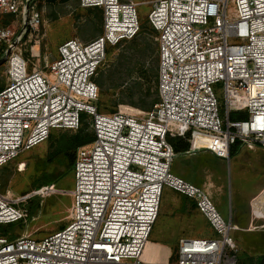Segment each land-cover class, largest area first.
Masks as SVG:
<instances>
[{
    "label": "built area",
    "instance_id": "built-area-1",
    "mask_svg": "<svg viewBox=\"0 0 264 264\" xmlns=\"http://www.w3.org/2000/svg\"><path fill=\"white\" fill-rule=\"evenodd\" d=\"M32 0H0V11L24 16L18 30L0 26L12 46L8 81L0 84V167L46 141L53 129H78L89 114L94 140L77 150L67 225L43 238L0 231V264H144L164 187L193 199L217 237H182L174 264H237L236 242L212 196L172 173L179 153L169 137L223 159L237 148L264 149V0H154L148 19L157 31L159 100L151 110L101 112L96 81L108 45L137 36L134 0H81L103 10V32L59 46L46 69H29L18 47L39 25ZM224 87L225 117L215 84ZM243 111L246 117L232 118ZM208 141L196 146V141ZM35 191L29 198L37 195ZM35 194V195H34ZM22 207L0 194V227L26 220Z\"/></svg>",
    "mask_w": 264,
    "mask_h": 264
},
{
    "label": "rangeland",
    "instance_id": "rangeland-1",
    "mask_svg": "<svg viewBox=\"0 0 264 264\" xmlns=\"http://www.w3.org/2000/svg\"><path fill=\"white\" fill-rule=\"evenodd\" d=\"M142 23L140 33L128 40L108 45L106 59L100 66L96 81L100 97L95 101L99 111L112 113L125 110L132 113L150 110L158 100L153 82L152 68H157V31L151 26L148 14L154 0H134ZM40 13L38 26L26 28L20 36L18 47L29 61V69H46L59 56V46L68 39L78 37L89 41L103 32V10L84 7L81 0H32ZM23 15L0 11V26L18 30ZM7 46L0 45V59ZM8 60L0 65V84L8 81ZM225 117L223 83L215 84ZM89 114L84 120L92 131ZM67 129H55L59 134ZM50 143L47 139L0 168V194L8 200L28 207L29 198L40 197L36 213L26 220L5 224L9 236L31 235L43 238L67 225L71 216L74 173L61 176L56 183L42 184L45 173L59 176L66 163L49 159ZM234 146L230 158L221 159L207 151L193 154L178 153L171 166L172 173L199 185L204 170L214 174L215 182L202 186L213 195L226 193L217 208L222 216L236 225L231 236L236 242L237 264H256L255 258L264 253V150ZM40 185V186H39ZM34 196V197H35ZM233 216L234 219H232ZM238 224V225H237ZM218 233L199 211L195 199L167 186L164 187L158 218L142 255L144 264H174L178 256V243L182 237L210 238Z\"/></svg>",
    "mask_w": 264,
    "mask_h": 264
},
{
    "label": "trees",
    "instance_id": "trees-1",
    "mask_svg": "<svg viewBox=\"0 0 264 264\" xmlns=\"http://www.w3.org/2000/svg\"><path fill=\"white\" fill-rule=\"evenodd\" d=\"M157 57H158L157 68H152L151 72L153 75V82H154L155 90L157 92V97L159 100V92H158V75H159L158 46H157ZM158 100L154 103V105L158 102ZM154 105H153V107H154ZM231 117L232 118H243V117H246V113L243 111H236L233 114H231ZM85 118H86V114L84 113L82 116V124L76 130L67 129L66 131L61 132L59 134L55 133V131H54L55 129H53L51 131L50 136L48 138L49 143H50V149L48 152L49 159L51 161L60 160L61 162L66 163L67 169L65 171H63L61 174H59V176H56L54 173H51V174L45 173L44 177H43V181L40 183V185H42V184L43 185L44 184L49 185V184L56 183L57 180L61 176H64V175L70 173V171H72V173H73L78 148L82 145L90 143L91 141L94 140V137H95L93 131H88V128L85 126V123H84ZM56 129H59V128H56ZM169 141L172 143L175 150L179 153L185 152L190 148V142L185 137H182V136L169 137ZM200 142L201 143H207L208 141H205V142L200 141ZM40 201L41 200H40L39 196L31 197L30 201L28 202V207H27L28 218H31L36 213V211L39 208ZM13 223H15V222H13ZM8 224H12V223H8ZM4 225H2L0 227V231L2 234H6V231L8 230ZM10 237L15 238L16 236L11 235ZM255 261H256V264H264V253H261L257 258H255ZM237 263H238V261H237Z\"/></svg>",
    "mask_w": 264,
    "mask_h": 264
},
{
    "label": "crops",
    "instance_id": "crops-1",
    "mask_svg": "<svg viewBox=\"0 0 264 264\" xmlns=\"http://www.w3.org/2000/svg\"><path fill=\"white\" fill-rule=\"evenodd\" d=\"M250 150H255V149H250ZM262 150H264V149H262ZM214 156H216V155H214ZM216 157L217 158H221V157H218V156H216ZM221 159H223V158H221ZM204 172H205V176L203 178H201V183L199 185H197L199 187H202V186L204 187V186L210 185V183L213 184L215 182V180L213 179V175L214 174H218V175L222 176V174H220L219 172H214L213 170L209 171L208 169H206V170H204ZM225 195H226V193L220 192V193L215 194V196L213 195V197H214V200L219 205H221L222 202L224 201ZM231 217H232V219H234L233 216H231V214H230V218Z\"/></svg>",
    "mask_w": 264,
    "mask_h": 264
},
{
    "label": "water",
    "instance_id": "water-1",
    "mask_svg": "<svg viewBox=\"0 0 264 264\" xmlns=\"http://www.w3.org/2000/svg\"><path fill=\"white\" fill-rule=\"evenodd\" d=\"M12 48H13V47L10 46V47L7 49L5 56H4L2 59H0V65L3 64V63H5V62L8 60V57H9V54H10Z\"/></svg>",
    "mask_w": 264,
    "mask_h": 264
},
{
    "label": "bare ground",
    "instance_id": "bare-ground-1",
    "mask_svg": "<svg viewBox=\"0 0 264 264\" xmlns=\"http://www.w3.org/2000/svg\"><path fill=\"white\" fill-rule=\"evenodd\" d=\"M201 144V142L198 140V141H196V146H198V145H200Z\"/></svg>",
    "mask_w": 264,
    "mask_h": 264
}]
</instances>
